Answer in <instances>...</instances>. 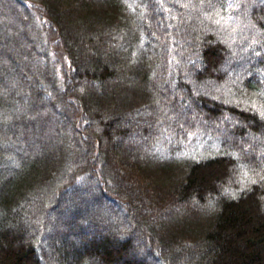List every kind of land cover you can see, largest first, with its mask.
<instances>
[{
    "label": "trees",
    "instance_id": "trees-1",
    "mask_svg": "<svg viewBox=\"0 0 264 264\" xmlns=\"http://www.w3.org/2000/svg\"><path fill=\"white\" fill-rule=\"evenodd\" d=\"M0 1V264H264V0Z\"/></svg>",
    "mask_w": 264,
    "mask_h": 264
},
{
    "label": "rangeland",
    "instance_id": "rangeland-1",
    "mask_svg": "<svg viewBox=\"0 0 264 264\" xmlns=\"http://www.w3.org/2000/svg\"><path fill=\"white\" fill-rule=\"evenodd\" d=\"M1 2V1H0ZM200 2H201V4H203V1H201L200 0ZM217 2H218V0H217ZM5 0H3V4H4V6H5ZM11 2H9L8 1V4H7V6H5L4 8L6 9V11H8L9 13H6V11L5 12H3V14H2V16H0V18L2 19V22H0V24H2L1 26H2V30L0 31L2 34H5L6 33V29H8L9 28V26H11V24L12 23H14V22H17V24H19L20 25V27H21V30H20V33H21V35H23L24 34V32H25V27L23 28V23H22V20H23V16H22V14H21V12H19V11H17L16 10V12L13 10V8H15L13 5H12V3L10 4ZM2 4V3H1ZM185 6V5H184ZM209 6V5H208ZM12 10V11H11ZM154 10H155V8H154ZM210 13H211V11L212 10H208ZM206 12V11H205ZM206 13H208V12H206ZM8 15V16H7ZM12 16V17H10V16ZM202 18H205L206 20H207V22H209V23H211L213 26H217L218 25V23H216V20H214L213 18H208V15H206V16H203ZM236 25H237V23H236ZM8 27V28H7ZM243 27V25L242 26H237V30L236 31H239V29L240 28H242ZM11 36V35H10ZM14 37H15V35H14ZM216 42L218 43V44H220L221 46H223L225 49H228V50H232L233 51V48H234V46H233V43H234V41H233V39H232V36H228L227 38H217L216 39ZM231 45V46H230ZM134 48L135 47H133V46H130V49H131V54H133V50H134ZM127 48H125V49H123V50H121L122 51V53L123 52H125V51H127L126 50ZM5 51L7 52V53H9V52H12V50L11 49H9V48H7V50L5 49ZM120 51V52H121ZM26 53V52H25ZM27 54V53H26ZM27 56H28V54H27ZM225 60L223 61V62H225V63H221L220 65H219V67H218V73H222V72H224V73H226L227 71H228V67L227 66H230V64H232V63H235V64H237V65H239V61L238 60H236V59H233L232 57L230 58H228V57H226V58H224ZM87 62V64H88V60L86 61ZM103 62L104 63H106V62H108V60L107 59H104L103 60ZM25 67H28V65L30 64V62H28V61H26L25 63ZM24 64H23V66H24ZM12 66H14L16 69H17V67H18V64H17V62H15V61H13V63H12ZM230 69L232 68V66H230L229 67ZM20 74H23V71H20ZM4 76H5V74H4ZM230 77V76H229ZM235 77V76H234ZM230 80H232L231 78H230ZM187 81V80H186ZM192 81L191 80H188L187 81V83H191ZM232 82V81H231ZM10 83H11V85H10V87L11 88H13L14 87V85H16V80H14V79H11L10 80ZM26 83H28V81L26 80ZM229 82H227V84H228ZM35 85L38 87V88H40L41 87V84H40V82L39 81H36L35 82ZM43 89H44V87H42ZM7 91V89H4V91ZM42 90V89H41ZM45 90V89H44ZM0 92L1 93H3V91H2V89H1V85H0ZM46 92H44L43 90H42V93H41V100H42V102L44 103V104H46L45 102L46 101H48L47 99H46V94H45ZM198 93H200V94H203V95H206V96H208V94H206V92L204 91V90H200V91H198ZM196 94V93H195ZM231 94L230 93H228V95L227 94H225V99H227L229 96H230ZM18 96V95H17ZM210 96V95H209ZM228 96V97H227ZM213 99H215V100H217V98H213ZM223 102H225V100L223 101ZM14 107H12L11 105H10V103H9V101L8 100H6L1 106H0V124H1V126L4 128V129H6V130H9V129H11L12 128V124H9L8 122H6V118H7V116H9V115H15V114H17V116L18 115H25V112L24 111H21V110H14L13 109ZM190 112H193V114H198V116L200 117V116H203L204 115V113L201 111V109L200 108H192L191 109V111ZM55 114V117H52V116H49V118L46 120V122H44V124H45V126H49V125H51V123H55L56 125H60L61 126V124H66L65 122H66V119L64 118V116L63 115H59L56 111L54 112ZM42 114V113H41ZM41 114L40 115H38V116H41ZM42 117H45V115L44 114H42ZM148 119V118H147ZM136 120H138V118L137 117H134V118H131V119H128L127 120V126H132V123H134ZM146 123L145 124H147V122H150V120L148 119V120H146L145 121ZM226 122H228L227 120H226ZM231 122V121H230ZM199 123H201V122H199ZM231 124L232 125H230V129L232 128V126L233 125H236V122H234L233 120H232V122H231ZM50 127V126H49ZM113 130H115V131H117V125L116 124H114L113 125ZM49 129V128H48ZM112 130V131H113ZM226 133V130L224 129L223 130V128H222V131H221V135H222V138H228L229 139V137L225 134ZM50 134H51V132H49L48 130L46 131V130H44L41 134L39 133L38 135H34L29 141H27V142H24V144L22 145V147H20V148H15L14 146H6V145H4V144H0V148H2V149H7L8 151H10V150H12V151H17V152H19V154H24V155H27L29 158H32V159H35V158H46V157H48L49 156V154H50V152L53 150L54 151V147L58 144L57 143V141H55V142H50L51 141V139H53V137H50ZM137 139H138V137H135V139H131L130 141H129V139L128 140H126V141H123V140H118V139H116V138H114V140H113V142H114V144L116 145V146H118L119 148H121V147H123V145L124 144H128V143H130V144H134V143H136V141H137ZM74 140V139H73ZM75 142V141H74ZM74 142H69V144H66V145H64V147H63V150H62V156L64 155L65 156V147H69L70 146V144L71 143H74ZM209 142V141H208ZM171 146V145H170ZM127 147V146H126ZM147 147H146V144L144 143V145H142V148H141V150H143V152L145 151L144 149H146ZM228 148V147H227ZM159 149H160V147L158 148H156L155 149V151H159ZM229 149V148H228ZM152 152L151 153H153V150H151ZM230 152V151H229ZM80 154H81V149H79L78 150V153L76 154V156L75 157H78L79 158V156H80ZM231 156H233L232 157V159L233 158H235L236 159V156L237 157H239V155H240V157H242V158H244L246 155V153H244L243 152V154L241 155V153L240 154H234V153H229ZM247 157V156H246ZM246 157H245V159H246ZM70 159H75L74 157L72 158H70ZM73 160H71V161H73ZM234 160V159H233ZM11 167H13V168H15L14 167V165H11ZM16 169H18V167H16ZM60 212L59 211H56L55 213H54V217L57 215L58 216V214H59ZM83 214V211H81V212H79L78 213V216L80 215V214ZM67 215V214H66ZM53 228H55V227H53ZM56 231L54 232V233H50L49 234V236H48V238H47V241H46V243H44V245H43V250L44 251H46L47 250V248L49 247V245H50V243H52L53 242V240H54V238L56 237V238H61V236H57L58 235V232H60V231H58L57 232V228L55 229ZM52 232H53V230H52ZM62 232H64V230L62 231ZM65 232L66 233H69L68 232V230L66 229L65 230ZM99 231H97V233H98ZM54 234V235H53ZM60 235H61V233H59ZM92 234V233H91ZM146 264H150V261L149 260H147V262H146Z\"/></svg>",
    "mask_w": 264,
    "mask_h": 264
}]
</instances>
